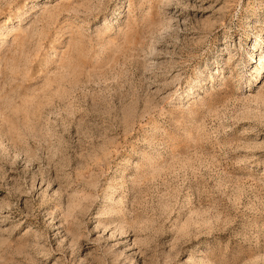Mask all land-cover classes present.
<instances>
[{
  "label": "rangeland",
  "instance_id": "rangeland-1",
  "mask_svg": "<svg viewBox=\"0 0 264 264\" xmlns=\"http://www.w3.org/2000/svg\"><path fill=\"white\" fill-rule=\"evenodd\" d=\"M0 264H264V0H0Z\"/></svg>",
  "mask_w": 264,
  "mask_h": 264
}]
</instances>
